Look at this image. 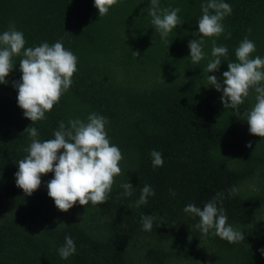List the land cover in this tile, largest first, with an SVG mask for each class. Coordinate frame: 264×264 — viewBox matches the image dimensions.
<instances>
[{
    "label": "trees",
    "instance_id": "obj_1",
    "mask_svg": "<svg viewBox=\"0 0 264 264\" xmlns=\"http://www.w3.org/2000/svg\"><path fill=\"white\" fill-rule=\"evenodd\" d=\"M206 2L159 0L161 8L181 9V23L162 40L151 0H118L104 16L94 0H0V34L13 23L25 47L62 41L78 59L70 88L44 120L32 123L18 106L22 57L13 58L8 83L0 84V264H264V138L250 133L245 116L256 94L249 92L237 116L207 79L222 82L245 37L256 45L252 58L264 59V0H225L232 8L225 31L210 38L198 33ZM193 39L204 40L199 63L190 58ZM213 40L228 54L208 73ZM91 113L107 118L110 142L123 156L108 201L60 211L48 196L52 172L25 194L15 173L31 143L26 128L35 127L44 141L60 122H87ZM152 150L162 153L163 166L153 167ZM126 182L132 196L123 195ZM145 185L155 195L137 207ZM220 192L228 223L244 241L205 236L195 227L198 218L184 212ZM144 215L155 217L150 231L143 230ZM66 235L76 245L67 260L58 254Z\"/></svg>",
    "mask_w": 264,
    "mask_h": 264
},
{
    "label": "clouds",
    "instance_id": "obj_2",
    "mask_svg": "<svg viewBox=\"0 0 264 264\" xmlns=\"http://www.w3.org/2000/svg\"><path fill=\"white\" fill-rule=\"evenodd\" d=\"M117 2L118 0H94V5L99 15L104 16ZM180 11V8H161L159 0H151L149 15L162 40L181 23L178 15ZM201 11L198 33L209 38L223 34L225 28L222 21L232 12L230 4L225 0H207L201 5ZM203 44V39L190 41L188 47L193 63L204 59ZM25 45L23 32L17 30L13 23L0 34V84L8 83L6 77L16 66L13 58L22 57L19 61L21 80L14 82V87L18 89V106L24 110V116L34 123L46 119L45 113L51 111L70 88L72 77L77 71L78 59L72 51L65 49L62 41L51 45L43 42L35 47ZM255 50V43L245 37L235 50L236 62H228V70L223 72L222 82H218L214 75H208L207 79L210 86L222 91L221 102L224 107L234 109L237 116L240 114L239 106L244 104L249 92L254 90L256 102L245 112V116L250 133L264 138V59L260 56L252 58ZM134 54L139 55L137 52ZM227 54L228 49L217 46L213 40V59L207 64V72L218 71L221 58ZM108 123L106 117L91 113L87 122L81 119H71L67 125L60 122L59 128L53 133L54 138L44 141L39 139L35 127H27L25 131L31 137V143L26 149L27 156L18 162L19 170L15 173L17 186L30 196L40 187L42 175L52 172L54 178L47 183L48 196L60 211L67 212L77 202L82 206L89 202L98 205L106 203L115 177L121 174L119 164L123 159L119 147L110 142L106 130ZM248 147H251V143ZM150 156L154 168L163 166L161 152L152 150ZM121 187L124 189V196L133 195L131 183H122ZM229 192L234 195L237 189L232 187ZM154 195L152 187L145 185L136 201L137 207L146 204L148 197ZM223 198L222 192L217 193L203 208L188 204L184 212L190 217L198 218L195 227L205 236L211 232L229 243L244 241L243 232L228 223L225 210L220 206ZM154 219L150 215L142 216L143 230L150 231ZM260 251L264 255V249ZM75 252L73 238L66 235L58 254L67 260Z\"/></svg>",
    "mask_w": 264,
    "mask_h": 264
}]
</instances>
